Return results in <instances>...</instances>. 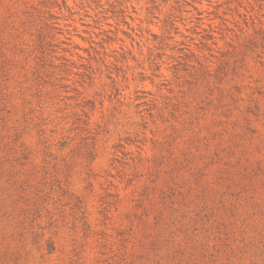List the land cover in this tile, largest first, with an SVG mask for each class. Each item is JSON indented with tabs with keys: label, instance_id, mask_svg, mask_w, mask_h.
Wrapping results in <instances>:
<instances>
[{
	"label": "rangeland",
	"instance_id": "rangeland-1",
	"mask_svg": "<svg viewBox=\"0 0 264 264\" xmlns=\"http://www.w3.org/2000/svg\"><path fill=\"white\" fill-rule=\"evenodd\" d=\"M0 264H264V0H0Z\"/></svg>",
	"mask_w": 264,
	"mask_h": 264
}]
</instances>
